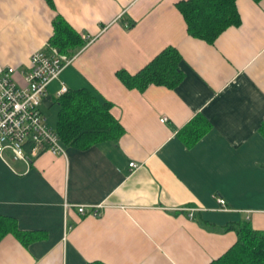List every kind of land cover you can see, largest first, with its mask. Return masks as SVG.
Listing matches in <instances>:
<instances>
[{
  "label": "crops",
  "instance_id": "1",
  "mask_svg": "<svg viewBox=\"0 0 264 264\" xmlns=\"http://www.w3.org/2000/svg\"><path fill=\"white\" fill-rule=\"evenodd\" d=\"M178 1L0 0L2 63L28 68L57 14L87 41L42 99L58 105L54 127L62 81L110 100L124 127L87 148L64 143L65 154L0 156V214L44 232L28 245L5 235L0 264H208L238 238L228 223L264 231V0H237L241 24L214 43L190 35ZM170 45L184 70L175 87L119 78ZM196 116L209 128L188 143L181 129Z\"/></svg>",
  "mask_w": 264,
  "mask_h": 264
},
{
  "label": "trees",
  "instance_id": "2",
  "mask_svg": "<svg viewBox=\"0 0 264 264\" xmlns=\"http://www.w3.org/2000/svg\"><path fill=\"white\" fill-rule=\"evenodd\" d=\"M177 6L190 35L210 43H214L229 26L242 22L237 0H180ZM53 25L54 32L48 43L61 53L73 56L86 44V39L63 15L57 14ZM181 61L179 49L170 45L137 72L120 69L117 74L130 88L144 90L152 83L173 88L184 77ZM56 102L60 105L56 128L66 144L87 148L102 139L119 137L124 132L123 125L111 111L113 103L91 87L69 88L58 95ZM199 117L181 129L188 143L196 142L208 131L206 122H195ZM226 226L236 229L238 238L208 264H264V231L254 228L248 220L231 222ZM9 233L16 235L25 245L44 235L43 231L22 230L14 217L0 214V240ZM86 264L108 263L94 260Z\"/></svg>",
  "mask_w": 264,
  "mask_h": 264
},
{
  "label": "built area",
  "instance_id": "3",
  "mask_svg": "<svg viewBox=\"0 0 264 264\" xmlns=\"http://www.w3.org/2000/svg\"><path fill=\"white\" fill-rule=\"evenodd\" d=\"M73 56L61 53L57 47L47 43L31 55L28 68L0 61V156L7 151L16 159L27 161L37 157L44 150L65 154L66 146L56 127L49 124L41 104L47 94L50 83L59 78L63 68ZM65 81L57 91L58 95L68 91ZM167 116L161 118L167 120ZM136 161L130 162L136 168ZM220 206L226 205V199L218 197ZM67 207L71 203H66ZM101 204L87 207L78 204L81 214L100 215ZM189 213L194 217L192 208Z\"/></svg>",
  "mask_w": 264,
  "mask_h": 264
},
{
  "label": "rangeland",
  "instance_id": "4",
  "mask_svg": "<svg viewBox=\"0 0 264 264\" xmlns=\"http://www.w3.org/2000/svg\"><path fill=\"white\" fill-rule=\"evenodd\" d=\"M43 110L48 118V122L52 125H56L57 120V111H58V105L53 104L50 107H47L46 105H43Z\"/></svg>",
  "mask_w": 264,
  "mask_h": 264
}]
</instances>
